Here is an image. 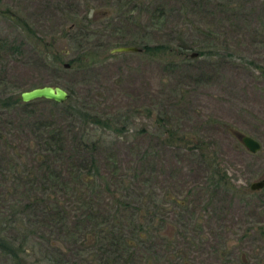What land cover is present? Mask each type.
Wrapping results in <instances>:
<instances>
[{"label":"rangeland","instance_id":"1","mask_svg":"<svg viewBox=\"0 0 264 264\" xmlns=\"http://www.w3.org/2000/svg\"><path fill=\"white\" fill-rule=\"evenodd\" d=\"M42 84L67 98L2 105ZM262 176L264 0H0V225L27 233L19 264H91L105 229L155 262L171 236L195 264H262Z\"/></svg>","mask_w":264,"mask_h":264},{"label":"trees","instance_id":"2","mask_svg":"<svg viewBox=\"0 0 264 264\" xmlns=\"http://www.w3.org/2000/svg\"><path fill=\"white\" fill-rule=\"evenodd\" d=\"M138 47L140 49H143L147 53H153V52L156 53L159 51L163 52V49L165 48V46L162 45V43L152 44V45L143 44V45H140ZM179 48L181 49L184 47L180 46ZM68 63L70 64V62H68ZM10 103H17L19 106H22L24 108V107H26V105H28V103H30V101H26V102L21 101L19 98V94H18L16 96L11 97L9 100L7 99V100L3 101L2 105H8ZM48 137H50L51 139L53 138L56 142L59 140L58 139L59 132L57 131V129H49L48 130ZM57 144H58V142H57ZM90 167H91V171L93 173H95L96 168H94V167L92 168L91 162H90V165L87 166L86 171L89 170ZM88 172L90 173V170ZM90 177H91V175L88 177H86L84 175V180L86 178L89 179ZM207 181L209 183L213 184L214 186L218 187L219 185H221V184L223 185L225 183V175L223 173H218L215 176L214 172L211 170L210 173L208 174ZM250 190L251 191H257L259 189H255V190L250 189ZM26 205L30 206V203L28 204V202H26L25 204H23V207L25 208ZM28 206H26V207H28ZM51 214H52V212L48 211V215H51ZM60 217H61L60 211L57 210L56 218H60ZM9 218H6V217L3 218L4 225H0V253L2 255H5V256H8V257L14 259L19 264V259H20L22 254H25V251L27 248L28 236H27V233H21V232L19 233V231L13 236L4 235L3 231H2L4 229V227L6 228L10 224V222L14 221V219H15V217H13V219L12 218L9 219ZM1 223H2V221H1ZM110 231H111V229H108V231H107V229H105V231H104V237L108 236L107 233H109L108 240H106V241H103V240L100 241L99 239H102L101 235H98L97 233H95L96 231L93 233V235H92L93 237H92V240L90 241V245H89L93 249V251L91 252V255H92L91 257H94L93 261L95 259H97V256H99L98 253L96 252V250H100V253H101L100 255L102 257H104L105 261H111V256L108 252L106 253V250L110 247H115V245L117 246V243L120 241L129 240L123 234H121L119 232L115 236L111 235ZM134 231L139 236L140 231L143 232L141 225L139 227H137ZM97 236L100 238H98ZM103 242H105V243H103ZM95 263L98 264L97 261H95ZM108 263H110V262H108ZM35 264H38V263H35Z\"/></svg>","mask_w":264,"mask_h":264},{"label":"flooded vegetation","instance_id":"3","mask_svg":"<svg viewBox=\"0 0 264 264\" xmlns=\"http://www.w3.org/2000/svg\"><path fill=\"white\" fill-rule=\"evenodd\" d=\"M180 203V205H183V200H180ZM169 238H171V236H169ZM169 238L159 242L160 246L158 247V251L160 258L157 260H160L159 262L153 261L154 259H150L147 255L148 250L153 246L149 240L136 239L123 240L118 242L117 246L115 245V247L108 248L106 253L108 252L110 254L111 261H105L104 257L100 255V250H96L99 256H97V259L91 264H97L95 261H97L98 264H163V262L164 264H195L193 261L189 262L184 260L185 257L178 250L179 247L173 242L175 240ZM245 255L246 257H244L243 263L249 264V257L247 253H245ZM187 260H191V258H187ZM254 264L257 263L255 262ZM262 264H264V260Z\"/></svg>","mask_w":264,"mask_h":264},{"label":"water","instance_id":"4","mask_svg":"<svg viewBox=\"0 0 264 264\" xmlns=\"http://www.w3.org/2000/svg\"><path fill=\"white\" fill-rule=\"evenodd\" d=\"M138 50H140V48L135 45H116L109 48V52L111 53H116L121 51H138ZM195 54L196 52L192 51L190 52L189 55L194 56ZM62 65L64 67H67L69 66V63L63 62ZM67 96L68 93L64 88L58 85H51V84H42L21 90L19 92V98L21 101L24 102L38 97L50 99L57 102H62L67 98ZM240 141L250 152H255L260 147V143L255 138L251 137L248 134H242L240 136ZM263 186H264V176L249 183V188L252 190L260 189Z\"/></svg>","mask_w":264,"mask_h":264}]
</instances>
